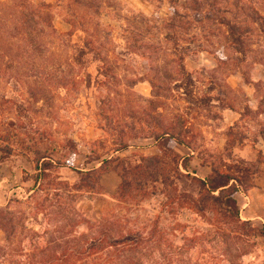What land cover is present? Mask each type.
<instances>
[{"label":"rangeland","instance_id":"rangeland-1","mask_svg":"<svg viewBox=\"0 0 264 264\" xmlns=\"http://www.w3.org/2000/svg\"><path fill=\"white\" fill-rule=\"evenodd\" d=\"M20 1L23 8L15 5ZM185 2L0 0V148L8 152V158L0 162V208L18 213L12 241L25 255L32 254L34 246L45 244L51 234L69 238L87 232L89 222L100 221L103 212L117 204L114 196L121 177L115 171L102 175L101 192L84 191L76 201H70L67 191L78 180V170L99 167L102 159L111 156L124 159L129 166H144L145 157L159 156L165 159L167 173L145 177L147 195L118 209L123 222L144 234L158 222L165 232L164 257L169 264H264V234L259 233L264 223L250 221L256 228L249 231L250 236L240 229V238L232 237L237 232L229 237L222 233H231L235 224L221 209L213 218L208 205L201 215L183 198L196 194L184 176L187 170L196 175L194 164L183 169L181 162L187 155L179 153L175 143L150 136L161 125L171 127L204 163L239 169L244 184L255 182V175L264 177V153L258 149L251 151L252 160L246 161L235 148L202 147L204 131H209V125H221L220 111L227 106L243 110L246 116L230 135L232 139L246 135L245 130L250 140L264 134V19L252 23L248 16L238 17L243 27L251 28L249 46L256 56L240 65L235 64L232 45L221 37L225 26L216 19L196 23L187 33L182 28L180 34L196 36L192 42L181 41L191 77L182 76L172 69L177 53L168 49L173 45L166 44L168 30L163 24L172 16L171 8L189 12ZM253 2L264 17V0ZM45 4L50 7L45 9ZM226 7L232 9V2ZM21 13L37 21L32 28L34 41L22 35L29 26ZM48 13L57 34L63 37L42 31ZM17 20L23 21L19 31L15 29ZM50 74L57 77L50 79ZM142 78L148 79L138 81ZM120 128L133 129L142 137L132 139L125 150L113 152ZM155 141L157 148L147 151V145ZM43 156L65 166L51 168L36 180ZM157 169L152 167V171ZM59 182L68 187L60 186L61 196L57 197ZM47 195L48 204H52L49 214L39 207ZM197 201L200 208L203 203ZM63 224L70 233L59 231ZM209 230L218 233L201 234ZM193 236L199 239L187 248L191 242L185 243V238ZM3 243L5 234L0 229V245ZM184 243L186 249L180 253L178 247ZM150 255L159 252L145 257ZM1 260L8 264V259Z\"/></svg>","mask_w":264,"mask_h":264},{"label":"trees","instance_id":"trees-1","mask_svg":"<svg viewBox=\"0 0 264 264\" xmlns=\"http://www.w3.org/2000/svg\"><path fill=\"white\" fill-rule=\"evenodd\" d=\"M185 1L184 7L186 9L189 8L190 11L178 13L176 9L173 10V8H171L173 14L172 16L166 18L163 24L169 31H166L164 35L166 44L171 43L173 45V47H169L168 49H170L171 52L174 51L177 53L174 58V66H172L175 73H179L182 76H186V74H188V76L190 75L185 68L184 60L187 53H185L186 51H183L184 47L181 45V41H194L196 36L189 37L185 33H187V30H189V28L196 23L203 22L204 24V20L207 19L211 21L216 19L217 22L225 26V31H222L221 37L232 45V51L236 55L235 64L238 65L239 63L255 56V51L249 46V31H251V28L247 29L246 26L243 27V22L238 21L239 16H248L250 18V22L252 23H255L257 19H264L263 15L260 14L254 6L253 0ZM227 2H232V9H228L226 7ZM16 3V6L23 8V1ZM43 7L47 9L50 5L45 4ZM226 14L235 16V18H233V20L231 18H227ZM190 16H193L194 19L190 20ZM212 16L218 17L213 18ZM47 17L48 18L45 17L43 20L46 28L44 29L43 27L42 31L47 32V34L50 35L63 37V34H57V31L51 21V15ZM23 18L27 21L29 27L22 35L24 39L29 38L34 41L35 37L32 34V28L34 27V23L37 21H34L32 16L29 18L28 16H25V14L23 15ZM21 24H23V21L17 20L15 27L16 31H19ZM182 28L186 29V32L183 33L185 37L182 36L183 34H180V30ZM14 36L15 35L13 34V37ZM48 77L53 79L57 76L56 74H50ZM189 77H191V75ZM144 79L148 78H142L138 81H143ZM149 80L154 87L155 82H153L152 78ZM158 107L159 106L156 108ZM234 129L235 128L233 126L228 129V145H232L235 141V139L231 138V134L236 133ZM116 135L117 138L115 139L113 152L125 150L130 146V141L132 139L142 137V133L140 132H136L133 129L125 131L123 128H120ZM150 136L156 140L162 138L175 144L189 146L179 133L173 132L171 127H166L164 125H161L157 130H152ZM0 151V162H3L8 158V152L2 150V148H0ZM260 153L262 152L260 151ZM41 159L39 173L36 174V180L41 179L44 173L51 168L65 166L64 162H61L60 160L55 161L49 156H43ZM190 159L191 156H187L182 159L181 166L183 169L187 170L190 164ZM144 161L146 163L144 166H129L124 159L118 156H111L109 158L102 159L99 167L94 166L88 170H78V180L70 185L67 191L70 201H76L77 197L84 191L101 192L100 190L104 189L101 184L102 175L110 171H115L121 177V182L118 184L116 195L114 196L117 200V204L115 207H110L109 211L103 212L100 221L89 222L88 231L83 232L78 236L64 238L63 236H52L51 232V235H49L46 239L45 244L34 246L33 253L29 254V256L23 253L22 247L17 248L16 244L12 241L13 236L16 233L15 231L18 225L17 221L20 220L17 216L18 213L8 207H1L0 229L5 234V243L0 245V264H4L1 258H3L4 261L5 259H8V264H169L170 261L164 257L165 248L163 243L165 241V232L160 229L158 222L155 226H153V228L144 234V232L139 229H135L133 227L129 228L127 224L123 222V216L118 214L119 208L126 209V206L123 203H130V201L135 200L137 196L146 194V191L143 188V184H145V177L153 179L154 177H157V175H160V172L167 173L166 167L164 166L165 159L163 157H145ZM152 167H158L156 170L157 172L152 171ZM223 167L224 169L217 166L214 167L212 165L211 173H209V175L205 178H201L197 175H191L187 170L184 176L190 180L192 187L195 188L194 191H196V194H186L183 198L192 203L193 208L199 209L197 213L201 215L205 214L203 211H205V208L208 207V205H211L209 210H211V213L214 214L213 218L221 209L223 211L222 214L228 218V221L235 224V227L230 229L231 233L227 234L222 231V233L226 234L228 237L231 236L230 234L236 233L238 229L245 231L243 232L245 236H250L251 232L249 231L253 232L256 228L252 226L250 221L241 220L235 193L239 189L247 191L250 187L254 186V182L250 181L249 183L244 184L241 176L242 172H240L239 169L233 171V169L227 167L226 164H224ZM164 178L165 180L168 179L165 176ZM60 186L68 187V184L65 182H59V186L55 188V196L57 197L61 196ZM198 198L203 203L200 208L196 203L198 202ZM179 199L180 198H178V200ZM49 200L50 198L47 195L39 202V207L43 209L45 214H49L48 212H50L49 210L52 205L51 203L48 204ZM168 200L171 201L173 198L169 197ZM19 214H21V211H19ZM64 227L65 224L59 228V231L62 232L63 235L70 233L71 230H65ZM241 231L237 232L236 235L232 237L240 238L242 235ZM216 233H218L217 230H209L204 233L201 232L202 235L206 236H215ZM259 233L264 234V229L259 230ZM35 235H37V233H35ZM198 239L199 236L186 237L185 243L191 242L187 248L192 247ZM185 243L178 247L180 253L182 250L186 249ZM157 251L159 252V255L155 257L150 255L149 258L145 257L148 254H156ZM242 254H245V251Z\"/></svg>","mask_w":264,"mask_h":264},{"label":"crops","instance_id":"crops-1","mask_svg":"<svg viewBox=\"0 0 264 264\" xmlns=\"http://www.w3.org/2000/svg\"><path fill=\"white\" fill-rule=\"evenodd\" d=\"M199 62L201 65L203 64L201 61ZM216 101L215 99H212V102ZM220 113L221 116H219L218 120L221 125L215 128H213L212 125H209V131H204L206 136L203 140L202 147L225 149L230 146L229 148H235L238 156L246 161L252 160L249 155L250 152L255 149H258V152L262 151V153H264V134H259L260 136L258 135L254 140H250L249 131L246 130V135H243L241 138H236L232 145H228V129L232 126L235 128L241 120L245 119L246 116L243 113V110H238L230 106L223 107ZM212 121L213 119L211 122ZM156 148L155 141L149 143L146 150L153 151ZM176 149L182 155L191 156L190 165L194 164L193 170L197 176L205 178L211 173V165L204 163L203 159L198 157V153L191 147L183 144H176ZM233 155L235 154L233 153ZM253 180L255 181L254 186L250 187L247 191L239 189L235 193V198L239 205L241 218L248 221L260 220L264 223V177L262 174L255 175Z\"/></svg>","mask_w":264,"mask_h":264}]
</instances>
